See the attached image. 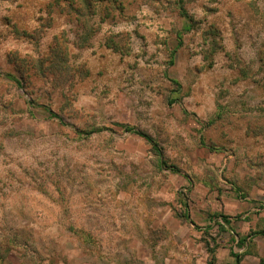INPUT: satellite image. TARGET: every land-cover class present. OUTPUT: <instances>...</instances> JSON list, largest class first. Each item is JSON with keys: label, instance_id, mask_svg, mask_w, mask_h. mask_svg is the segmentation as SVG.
<instances>
[{"label": "rangeland", "instance_id": "1", "mask_svg": "<svg viewBox=\"0 0 264 264\" xmlns=\"http://www.w3.org/2000/svg\"><path fill=\"white\" fill-rule=\"evenodd\" d=\"M82 1L0 0V264H235L264 229V0Z\"/></svg>", "mask_w": 264, "mask_h": 264}, {"label": "crops", "instance_id": "2", "mask_svg": "<svg viewBox=\"0 0 264 264\" xmlns=\"http://www.w3.org/2000/svg\"><path fill=\"white\" fill-rule=\"evenodd\" d=\"M237 219V217H236ZM235 219V220H236ZM227 224L230 225V221L226 222ZM192 226L198 228L197 224L195 222H191L190 223ZM224 223L221 222L220 225L223 226ZM255 228V227H254ZM249 229L251 231L249 233V235H247L246 237L242 236L241 234H231L232 237H230V242L232 244V246L238 248V249H247L245 251H242L240 254H236L235 251H233L232 249L229 252V255L232 259H234L235 264H243L244 261L247 259H251L252 264H264V257H263V253L259 252L256 249H254V252L249 253L248 249H250L256 242L257 240L261 239L264 241V229H253L252 227H249ZM238 232V231H237ZM243 257V258H242ZM216 258V257H215Z\"/></svg>", "mask_w": 264, "mask_h": 264}, {"label": "trees", "instance_id": "3", "mask_svg": "<svg viewBox=\"0 0 264 264\" xmlns=\"http://www.w3.org/2000/svg\"><path fill=\"white\" fill-rule=\"evenodd\" d=\"M92 2L91 1H88V0H83L82 1V6H81V9L79 8L78 10L76 9H73L75 14L80 18L82 19L84 16H87L89 13L88 10L90 9V7L92 6ZM71 8V7H70ZM72 9V8H71ZM87 14V15H86ZM181 15H183L184 17L186 16V13H184V11L182 10L181 11ZM55 117V115H54ZM135 135L141 137L142 139H144L147 143H149L150 145H152V148L153 149H156V146L154 145V143L152 142L151 138L148 137L147 135L141 133V132H138V131H135L133 132Z\"/></svg>", "mask_w": 264, "mask_h": 264}]
</instances>
